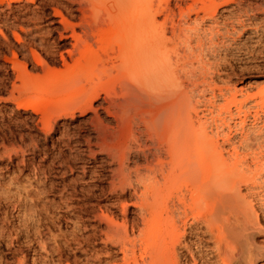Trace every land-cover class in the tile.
Segmentation results:
<instances>
[{
  "label": "bare ground",
  "instance_id": "1",
  "mask_svg": "<svg viewBox=\"0 0 264 264\" xmlns=\"http://www.w3.org/2000/svg\"><path fill=\"white\" fill-rule=\"evenodd\" d=\"M9 1L15 10L41 9L40 0ZM65 1L79 15L60 2L51 13L32 17L47 24L46 31L28 35L20 26L34 67L14 64L20 82L15 98L31 109L33 152L37 137L45 145H70V128L86 122L93 135L78 141L86 156L81 178L97 175L93 168L107 169L111 193L133 190L132 199L119 196L100 214L107 223L101 238L121 253L107 264H254L246 214L231 202L240 199L238 180L264 173V133L256 126L262 121L264 127V86L231 97L242 125L236 145L230 123L227 132L218 123L213 129L193 110L194 92L209 82L195 65L190 27L163 15L155 0ZM52 32L58 37L49 49L43 35ZM88 112L93 115L83 119ZM250 116L256 124L245 130ZM131 207L137 217L130 230ZM112 208L122 210V223Z\"/></svg>",
  "mask_w": 264,
  "mask_h": 264
},
{
  "label": "rangeland",
  "instance_id": "2",
  "mask_svg": "<svg viewBox=\"0 0 264 264\" xmlns=\"http://www.w3.org/2000/svg\"><path fill=\"white\" fill-rule=\"evenodd\" d=\"M26 1L13 3L25 5ZM40 1L41 9L33 12L25 8L15 10L9 0H0V264H85L87 261L107 264L108 260L119 259L121 253L112 250L116 247L101 238L100 229L107 223L100 219V214L119 196L132 199L133 190L119 195L111 193L107 169L93 168L97 175L91 178L90 173L81 178L86 156L78 141L93 135L86 122L70 128L75 134L70 145L51 142L45 145L37 137L38 146L33 152L28 146L27 127L31 109L22 108L15 98L19 91L14 84L20 82L14 64L26 62L28 69L34 67L26 49L29 36L25 33H41V28L44 31L48 28L45 23H33L32 17L41 12L51 13V7L60 2L66 11H71L65 0ZM155 3L163 15L173 17L175 24L190 27L195 65L199 64L200 70L206 72L209 84L194 92L193 110L213 129L218 123L227 132L225 123H230L232 141L238 145L242 125L230 100L233 94L242 99L264 86V0H155ZM71 12L79 15L77 11ZM57 37V32L43 35L49 49ZM91 115L88 112L82 117ZM254 124L250 116L245 130L252 129ZM262 124L260 121L256 126H261L264 133ZM240 152L246 153L241 147ZM247 159L254 167L253 157L248 154ZM66 160L73 170L65 166ZM221 185L226 191L231 190V184ZM234 192L240 194V199L231 203L243 207L246 214L245 233L254 251V264H264V173H251L246 180H238ZM112 211L122 223V210L112 208ZM136 217L131 207L127 213L130 230ZM233 218L231 215L227 226H231ZM207 245L211 251L212 242Z\"/></svg>",
  "mask_w": 264,
  "mask_h": 264
}]
</instances>
